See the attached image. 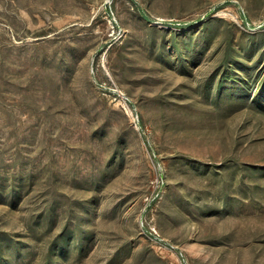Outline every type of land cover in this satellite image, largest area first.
<instances>
[{
  "label": "rangeland",
  "instance_id": "rangeland-1",
  "mask_svg": "<svg viewBox=\"0 0 264 264\" xmlns=\"http://www.w3.org/2000/svg\"><path fill=\"white\" fill-rule=\"evenodd\" d=\"M0 264H264V0H0Z\"/></svg>",
  "mask_w": 264,
  "mask_h": 264
}]
</instances>
